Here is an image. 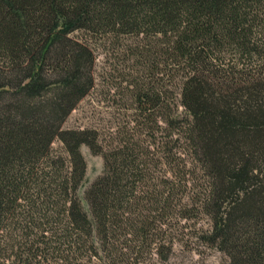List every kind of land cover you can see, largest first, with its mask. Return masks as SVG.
<instances>
[{"label":"trees","instance_id":"obj_1","mask_svg":"<svg viewBox=\"0 0 264 264\" xmlns=\"http://www.w3.org/2000/svg\"><path fill=\"white\" fill-rule=\"evenodd\" d=\"M93 40L143 71L142 139L62 129ZM82 147L103 165L81 198ZM198 218L229 264H264V0H0V264H166L170 223Z\"/></svg>","mask_w":264,"mask_h":264},{"label":"rangeland","instance_id":"obj_2","mask_svg":"<svg viewBox=\"0 0 264 264\" xmlns=\"http://www.w3.org/2000/svg\"><path fill=\"white\" fill-rule=\"evenodd\" d=\"M80 37V34H75ZM95 60L93 67L94 87L69 115L63 130H91L98 136L101 146H108L116 139H128L138 134L142 124L136 126L137 114L133 97L127 89L128 81L143 76V71L135 65V60L123 48L106 41L93 40L91 46ZM149 129V126H146ZM165 128V126H161ZM167 133H154L156 140L166 139ZM150 141V140H148ZM52 149L64 156L59 141H54ZM81 154L86 163L85 178L79 191L82 198L85 190L102 172V159L92 155L85 147ZM209 228L205 218L192 221L170 223V238L173 241L171 255L166 264H229L225 255L206 246L199 237Z\"/></svg>","mask_w":264,"mask_h":264}]
</instances>
